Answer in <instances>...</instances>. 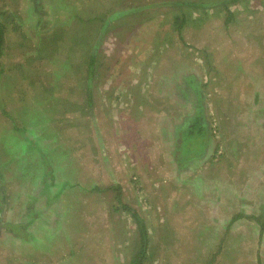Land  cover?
Listing matches in <instances>:
<instances>
[{
	"label": "rangeland",
	"instance_id": "rangeland-1",
	"mask_svg": "<svg viewBox=\"0 0 264 264\" xmlns=\"http://www.w3.org/2000/svg\"><path fill=\"white\" fill-rule=\"evenodd\" d=\"M153 1L0 0V264H264V0Z\"/></svg>",
	"mask_w": 264,
	"mask_h": 264
},
{
	"label": "trees",
	"instance_id": "trees-1",
	"mask_svg": "<svg viewBox=\"0 0 264 264\" xmlns=\"http://www.w3.org/2000/svg\"><path fill=\"white\" fill-rule=\"evenodd\" d=\"M198 1V2H197ZM197 1H188V0H186V1H184V2H181L180 0H175V1H173L174 3H173V5H174V7H178V9H180V10H177V13L175 14V16L173 17V24L180 30L182 27H183V25L186 23V21H187V19H189L188 17V15H187V13L185 12V9H189V7H191V8H193V10H199V9H206V7L205 6H212V5H214V2L212 1V0H207V2H205L206 0H197ZM253 3H256V0H253ZM162 4H164L163 2H162ZM146 5V7H150V6H156L157 5V2L156 1H153V0H151V2H149V3H147V4H145ZM145 5H142V6H145ZM225 6V5H224ZM141 8V6L140 7H137V8H135V10H139ZM226 10H227V8H225ZM127 11H125V12H120L119 14H124V13H126ZM122 14V15H123ZM228 14H230L229 13V11H228ZM112 17H114V14H112L105 22H107V21H109ZM225 23L226 24H228V18L227 19H225ZM0 28H2L1 27V25H0ZM5 31V30H4ZM1 33V32H0ZM3 33V32H2ZM5 33V32H4ZM1 38H2V35L0 34V45H1ZM191 118L193 119L192 121H194L195 120V122H199L200 124H199V129L196 131L197 133H200V137L198 136L197 138L201 141V143H202V146L199 148V147H197L196 148V150H195V155H194V157L193 158H195V157H202L203 156V154L206 152V151H204V146L206 147L207 146V141L205 140V138H204V134L205 133H207V131H206V129H205V126H204V122H203V120L201 119L202 118V116H201V111L200 110H198L197 111V113H194V114H191ZM190 118V119H191ZM190 119H188V120H190ZM188 120H186V121H184L185 123L183 124V126H181L180 127V130H179V132L177 133L178 134V137H177V142H176V144H175V146H176V150H177V154H178V159H177V161H179V162H185L186 160H185V158L182 156V154L180 153V150H179V143H180V141H181V133H184L185 135H186V132H188L187 131V129L189 128V127H185L186 126V124H188ZM196 147V146H195ZM196 151L198 152L197 154H196ZM134 218H137V216H136V214H134L133 213V215H132ZM237 216H241V214L239 213ZM260 220L258 219L257 220V222H259ZM259 225H260V227H262V229H261V232H264V222H259ZM7 226H9L8 228L9 229H11V230H14V229H16V228H13V226L14 225H12V224H8ZM140 232H141V234H142V245H141V249H140V251H139V253H138V255H137V259H133L132 260V264H142V257L145 255V252H146V247H147V233H145L146 231H144L143 230V225H141V229H140ZM261 235V234H260ZM12 237H13V235H12ZM141 261H140V260Z\"/></svg>",
	"mask_w": 264,
	"mask_h": 264
},
{
	"label": "crops",
	"instance_id": "crops-1",
	"mask_svg": "<svg viewBox=\"0 0 264 264\" xmlns=\"http://www.w3.org/2000/svg\"><path fill=\"white\" fill-rule=\"evenodd\" d=\"M209 148H207L206 150H208ZM217 210H215L214 212H216ZM232 217V216H231Z\"/></svg>",
	"mask_w": 264,
	"mask_h": 264
}]
</instances>
